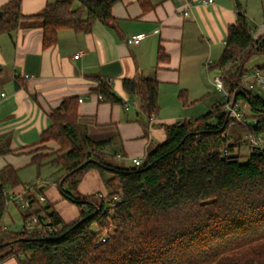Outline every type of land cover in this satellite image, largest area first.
Returning a JSON list of instances; mask_svg holds the SVG:
<instances>
[{
    "label": "trees",
    "instance_id": "obj_1",
    "mask_svg": "<svg viewBox=\"0 0 264 264\" xmlns=\"http://www.w3.org/2000/svg\"><path fill=\"white\" fill-rule=\"evenodd\" d=\"M117 1L56 0L40 13L24 16L20 0H10L0 8V35L11 36L24 21H39L45 49L55 44L60 30L89 33L95 23L114 26L111 8ZM258 55H264V36L253 38L244 11L237 7L223 52L209 68L221 78L225 101L196 118L162 125L164 141L148 149L139 166L110 163L116 152L109 149L121 145L119 137L90 139L78 121V99L64 98L51 112V126L38 142L54 141L58 150L33 155L31 165L37 170L49 165L62 172L54 184L60 197L77 207L79 216L64 223L52 205L40 203L26 190L25 197L32 200L29 208L22 209L23 223L32 216L40 223L49 218L54 231L28 232L23 226L17 232H4L0 264L10 258L17 264H264V141L260 138L264 99L243 86L246 64ZM164 57L159 51L158 60ZM122 87L139 100L145 117L138 121L147 129L158 113L157 82L123 79ZM94 91L102 102H120L107 80L98 79ZM178 98L188 105L184 92ZM238 102L250 112L249 117L242 115L241 122L224 109L227 103ZM242 122L240 131L261 140L251 146L243 162L235 152L240 133L233 137L231 131L233 124ZM233 139L236 142H230ZM10 152L0 139V156ZM90 170L99 173L105 192L79 195L77 187ZM18 185V170L9 165L0 169V221L6 211V190Z\"/></svg>",
    "mask_w": 264,
    "mask_h": 264
},
{
    "label": "crops",
    "instance_id": "obj_2",
    "mask_svg": "<svg viewBox=\"0 0 264 264\" xmlns=\"http://www.w3.org/2000/svg\"><path fill=\"white\" fill-rule=\"evenodd\" d=\"M9 1L0 0V8ZM54 1L20 0V10L24 16L36 15ZM238 1L240 5L234 0H216L212 5L205 0H119L111 8L114 26L95 23L89 33L60 30L55 44L45 49L39 21H24L11 36L0 35V139L11 151L0 156V169L12 166L21 181L8 196L27 189L41 193L44 204L52 205L64 223L77 219V207L63 200L54 184L62 172L49 165L39 170L31 165L33 155L58 150L54 141L38 145L42 132L51 126V112L64 98L81 100L78 121L88 137L105 140L117 135L121 145L109 149L116 152L109 162L132 167L133 158L143 160L148 149L164 141L162 125L192 119L185 113L196 99L206 97L207 82L213 86L209 76L216 72L209 68L223 52L237 7L244 11L253 38L264 36V0ZM137 34H144L139 44L128 45L126 40ZM159 51L164 60H158ZM98 79L110 82L120 102L100 101L94 91ZM123 79L158 84V113L145 130L138 121L145 117L139 100L124 92ZM179 92L186 94L188 105H182ZM24 171H33V179H23ZM77 192L104 193L99 173L86 172ZM1 264L17 261L10 258Z\"/></svg>",
    "mask_w": 264,
    "mask_h": 264
},
{
    "label": "rangeland",
    "instance_id": "obj_3",
    "mask_svg": "<svg viewBox=\"0 0 264 264\" xmlns=\"http://www.w3.org/2000/svg\"><path fill=\"white\" fill-rule=\"evenodd\" d=\"M261 66H264V55L254 56L246 64V68L248 70L254 69L256 67H261ZM213 77L214 76L212 74H210V76H209L210 82H212ZM220 80H221V78H220ZM212 84H213V82H212ZM206 85H207L206 97L204 99H201V100H197V99H196V101H194L193 99L191 100V101H194V107H190L186 111L185 114H187L188 117L196 118L200 115L206 114L212 108L213 105H215L217 103H223L225 101L226 97H224L221 92L217 91L215 89L214 85L213 86L210 85L209 82H207ZM246 85L247 84H245L243 82V86H245L247 88ZM251 92L253 95L260 96L261 98L264 99V89L255 88ZM235 108L238 110V112L241 115L246 116V117L250 116L249 109L245 104L238 102L235 105ZM245 121H247L246 123H248V124L253 123V121L251 119L250 120L245 119ZM244 123L242 122L239 125L233 124L231 126L232 127L231 131L233 132L232 133L233 137H237L240 133V135L238 136V139H237L239 141V143H238L237 148L235 149V152H237L241 156L242 162L246 160V157L249 155V152L253 149L251 147L252 145H250V144H252L250 142V139H251L250 132L240 131L241 130L240 126H244ZM260 138L264 141V135H262ZM235 140L236 139H233L230 142H236ZM41 151H43V148L41 149ZM127 165H126V167L131 166V164H127ZM132 166H134V165L132 164ZM47 169L48 168L45 167L44 170L42 171L41 175L44 176L45 173H47V171H46ZM22 175H23L22 178L25 180L26 179H33V178H30V177H33V171H24L22 173ZM31 183H33V182H31ZM30 185H32V184H30ZM9 190H10V188H8L6 190V192ZM21 213H22V209H18L13 203H11L10 198H9L7 201V204H6V211H5L3 217L0 221V227H5L8 230L5 231V230L0 229V237L2 236V234L4 232H17V231H20L22 229L23 220H22Z\"/></svg>",
    "mask_w": 264,
    "mask_h": 264
},
{
    "label": "built area",
    "instance_id": "obj_4",
    "mask_svg": "<svg viewBox=\"0 0 264 264\" xmlns=\"http://www.w3.org/2000/svg\"><path fill=\"white\" fill-rule=\"evenodd\" d=\"M215 1L216 0H205V4L212 5ZM143 37H144V34H137V35L131 36L130 38L126 40V43L128 45H137L139 44L140 40ZM79 56L80 54H77L76 56H74V59H78ZM212 82H213L215 89L221 92L224 97H226L227 94L223 88L222 82L218 74H216V76L213 77ZM243 82L247 84L246 86H247V89L249 90H253L255 88L264 89V69L254 68V69L248 70L247 73L243 77ZM1 96H3V94ZM78 102H81V100H78ZM224 109L227 111L230 118H232L236 122H241L242 115L237 111L235 106H233L231 103H227ZM250 142L252 143V147H255L259 144V142H261V140L251 138ZM132 164L134 166H139L140 164H142V160L138 158H133ZM31 194L33 195V193ZM33 196L37 197L40 203H44L43 196H37L36 194ZM7 198L8 199L10 198L11 203H13L14 205H20L21 209L23 210L29 208L30 202L32 200V197H25V192L23 194H19L16 196L9 195L7 196ZM113 200L118 201V198L113 197ZM51 223L52 222L49 218H46L43 222L40 223L36 216H32L31 218L27 219L26 222L23 223V226L28 232H32L35 230L37 231L43 230L44 232L51 234L54 231V228L51 225ZM0 229L4 230L5 227H0Z\"/></svg>",
    "mask_w": 264,
    "mask_h": 264
},
{
    "label": "water",
    "instance_id": "obj_5",
    "mask_svg": "<svg viewBox=\"0 0 264 264\" xmlns=\"http://www.w3.org/2000/svg\"><path fill=\"white\" fill-rule=\"evenodd\" d=\"M234 2L236 5H240V2L238 0H234ZM0 14H1V11H0Z\"/></svg>",
    "mask_w": 264,
    "mask_h": 264
}]
</instances>
